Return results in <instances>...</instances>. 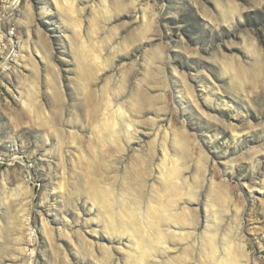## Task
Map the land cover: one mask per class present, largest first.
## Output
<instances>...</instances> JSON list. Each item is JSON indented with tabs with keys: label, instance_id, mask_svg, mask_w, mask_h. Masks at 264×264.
<instances>
[{
	"label": "rangeland",
	"instance_id": "rangeland-1",
	"mask_svg": "<svg viewBox=\"0 0 264 264\" xmlns=\"http://www.w3.org/2000/svg\"><path fill=\"white\" fill-rule=\"evenodd\" d=\"M239 236L264 264V0H0V264Z\"/></svg>",
	"mask_w": 264,
	"mask_h": 264
},
{
	"label": "bare ground",
	"instance_id": "bare-ground-1",
	"mask_svg": "<svg viewBox=\"0 0 264 264\" xmlns=\"http://www.w3.org/2000/svg\"><path fill=\"white\" fill-rule=\"evenodd\" d=\"M241 239H242V237L239 236V239H238L239 242L238 243H233V245H232V243L230 241H226L225 242V245H226L227 248L224 250V252H225L224 254L225 255H224V258L221 261L222 264H240L241 263V262L240 263L238 262L239 258L237 259V257L235 256L236 254H235V247H234V246H237L238 249L242 250L243 246L240 245ZM213 253H214V251H213Z\"/></svg>",
	"mask_w": 264,
	"mask_h": 264
}]
</instances>
